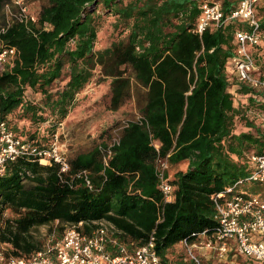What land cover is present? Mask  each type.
Wrapping results in <instances>:
<instances>
[{"label":"trees","instance_id":"trees-1","mask_svg":"<svg viewBox=\"0 0 264 264\" xmlns=\"http://www.w3.org/2000/svg\"><path fill=\"white\" fill-rule=\"evenodd\" d=\"M206 1L47 0L37 23L0 27L2 46L17 52L0 67V118L18 138L50 144L98 76L110 79L112 111L134 99L141 115L124 125L117 141L69 159L68 172L33 156L7 165L0 174L6 256L29 258L42 248L43 227L61 235L67 225L83 222L90 232L103 220L129 249L154 236L164 264H195L182 242L216 233L218 194L264 198L247 186L264 185L252 178V157L264 155V121L257 116H264V103L259 91L238 82L233 62L236 33L248 26L227 20L239 0H217L225 20L199 34ZM259 9L262 40L251 48L258 60L264 56V5ZM161 159L172 167L187 164L166 172L173 186L169 201Z\"/></svg>","mask_w":264,"mask_h":264},{"label":"built area","instance_id":"built-area-1","mask_svg":"<svg viewBox=\"0 0 264 264\" xmlns=\"http://www.w3.org/2000/svg\"><path fill=\"white\" fill-rule=\"evenodd\" d=\"M263 5L264 0H239L238 7L227 17V20L246 22L248 26L236 33L239 47L233 61L234 71L238 82L260 92L261 103H264V56L258 60L251 48L260 45L262 40L258 10ZM2 9L5 14L2 32L15 23L28 25L38 21V11L32 9L30 0H6ZM225 16L220 3L207 0L202 5L197 32L202 34L212 24H221ZM16 54L15 48H4L0 43V67L11 63ZM257 116L264 121V116ZM22 156H33L45 166L57 163L63 173L70 169L58 134L46 146L24 141L0 118V174L6 172L10 162ZM252 160L256 165L252 178L264 183V155L253 156ZM168 169L167 160L161 159L159 177L166 201L173 198V186L166 177ZM215 201L217 231L213 236L202 233L191 243L183 241L189 257L195 264H203L205 259L235 264L231 262L233 257L245 255L257 264H264V198L255 194L227 198L221 193ZM96 224L90 232L84 231V223L80 222L67 225L61 235L56 231L45 233L42 248L29 258L6 256L0 245V264H164L154 236L144 245L129 249L116 236L120 232L112 224L103 220Z\"/></svg>","mask_w":264,"mask_h":264},{"label":"rangeland","instance_id":"rangeland-1","mask_svg":"<svg viewBox=\"0 0 264 264\" xmlns=\"http://www.w3.org/2000/svg\"><path fill=\"white\" fill-rule=\"evenodd\" d=\"M211 1L220 3L217 0ZM30 3L34 10L40 11L41 7L47 3V0H30ZM4 24L5 14L2 9L0 27ZM110 32L111 27L108 24L101 33V39L104 41L108 39ZM109 104L110 79H100L98 76L79 94L69 116L59 125L55 133L59 135L60 144L68 160L80 152L93 148L102 141L112 144L120 137L121 131L127 122L136 120L141 116L134 99L126 102L118 111H112L109 108ZM186 167L187 164L176 167L169 166V171L173 175L178 170H185ZM247 186L264 192V185L248 183ZM45 233H49V231H47L46 227H43L40 235L44 237ZM247 258L245 255H240V260ZM205 261H209L211 264H224L218 263L215 259H205Z\"/></svg>","mask_w":264,"mask_h":264},{"label":"crops","instance_id":"crops-1","mask_svg":"<svg viewBox=\"0 0 264 264\" xmlns=\"http://www.w3.org/2000/svg\"><path fill=\"white\" fill-rule=\"evenodd\" d=\"M32 9H33V7H32ZM239 260H240V256H238V257H233L232 260H231V262H233V263L236 264V263L239 262ZM241 261H244V260H241ZM254 263L257 264L255 261H254ZM226 264H230V263H226Z\"/></svg>","mask_w":264,"mask_h":264}]
</instances>
